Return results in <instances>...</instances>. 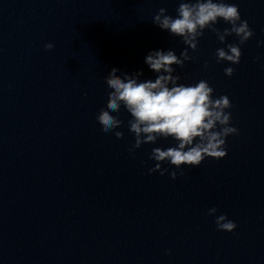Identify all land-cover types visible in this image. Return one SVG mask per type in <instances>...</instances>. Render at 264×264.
<instances>
[{"label": "water", "instance_id": "1", "mask_svg": "<svg viewBox=\"0 0 264 264\" xmlns=\"http://www.w3.org/2000/svg\"><path fill=\"white\" fill-rule=\"evenodd\" d=\"M179 2L0 0V264H264V0H225L254 33L239 63L215 57L238 37L221 43L205 29L192 59L173 65L178 83L203 79L230 99L238 134L223 158L163 162L175 179L149 173L151 149L175 141L130 152L123 106L122 138L96 120L111 68L154 80L145 55L187 47L152 23L160 7L175 17ZM220 214L232 232L217 230Z\"/></svg>", "mask_w": 264, "mask_h": 264}, {"label": "clouds", "instance_id": "2", "mask_svg": "<svg viewBox=\"0 0 264 264\" xmlns=\"http://www.w3.org/2000/svg\"><path fill=\"white\" fill-rule=\"evenodd\" d=\"M176 13L175 17L170 16L164 7H160L152 15V23L173 36L181 37L187 47L180 51L179 56L171 49L149 51L144 63L157 73L154 80H139L142 74L139 71L117 75L119 70L111 68L104 77L110 89L106 106L96 114L101 131L112 132L120 139L124 133L117 129L124 121L118 114L123 106L130 114L127 128L134 137L130 152L142 144H155L158 138L171 137L175 141L174 146L151 149L149 159L156 163L148 172H159L160 175L167 172L172 179L178 173L162 167L163 162L180 169L181 165L198 166L206 157L221 159L227 154L226 137L238 134V129L231 125V113L226 111L232 107L228 96L214 98V89L203 79L188 86L178 83L180 76L173 74V65L183 67L185 61L192 59L189 49H197L198 38L205 29L214 32L221 43L229 35L238 37V44L227 43L225 47L216 49L217 63H239V45L254 35L248 22L241 19L238 7L225 0H180ZM220 20L231 27L219 30L215 25ZM53 47L51 42L44 44L46 50ZM233 72L230 66L224 68L226 76H231ZM183 174V171L179 173ZM216 211V208H210L208 215H214ZM215 224L220 231L232 232L236 228L235 222L225 214L216 216Z\"/></svg>", "mask_w": 264, "mask_h": 264}]
</instances>
